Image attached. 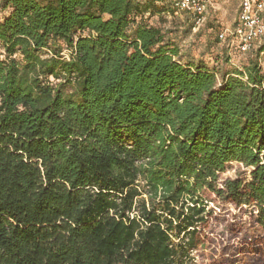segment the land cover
<instances>
[{
  "label": "trees",
  "instance_id": "trees-1",
  "mask_svg": "<svg viewBox=\"0 0 264 264\" xmlns=\"http://www.w3.org/2000/svg\"><path fill=\"white\" fill-rule=\"evenodd\" d=\"M157 2L0 0V264H196L206 192L264 257V71L182 62Z\"/></svg>",
  "mask_w": 264,
  "mask_h": 264
},
{
  "label": "rangeland",
  "instance_id": "rangeland-1",
  "mask_svg": "<svg viewBox=\"0 0 264 264\" xmlns=\"http://www.w3.org/2000/svg\"><path fill=\"white\" fill-rule=\"evenodd\" d=\"M147 1V0H140ZM165 7L164 13L148 17V23L159 26L167 40L178 50L182 62L205 64L221 74L232 71L235 66L227 62L222 43L217 39L220 29L232 28L238 10V0H219L211 9L206 24L194 31L190 16L178 12L171 0H158ZM0 13V17L2 14ZM0 52L2 49L0 47ZM67 56V52H63ZM250 59H257L264 71V54L233 53L234 65L243 67ZM250 169L238 162L229 163L219 175V185L227 179H249ZM212 211L205 231V244L196 253V264H264V257L252 236L254 212L252 207L235 206L224 202L215 194H205Z\"/></svg>",
  "mask_w": 264,
  "mask_h": 264
},
{
  "label": "built area",
  "instance_id": "built-area-1",
  "mask_svg": "<svg viewBox=\"0 0 264 264\" xmlns=\"http://www.w3.org/2000/svg\"><path fill=\"white\" fill-rule=\"evenodd\" d=\"M219 0H174L178 12L191 17L194 31L203 26L211 9ZM219 42H226L227 48L245 54L264 46V0H238V10L232 28L218 33Z\"/></svg>",
  "mask_w": 264,
  "mask_h": 264
}]
</instances>
